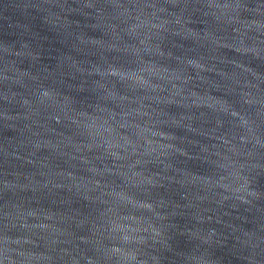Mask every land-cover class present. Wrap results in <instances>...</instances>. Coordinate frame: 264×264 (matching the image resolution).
I'll use <instances>...</instances> for the list:
<instances>
[{
  "label": "water",
  "instance_id": "obj_1",
  "mask_svg": "<svg viewBox=\"0 0 264 264\" xmlns=\"http://www.w3.org/2000/svg\"><path fill=\"white\" fill-rule=\"evenodd\" d=\"M0 264H264V0H0Z\"/></svg>",
  "mask_w": 264,
  "mask_h": 264
}]
</instances>
